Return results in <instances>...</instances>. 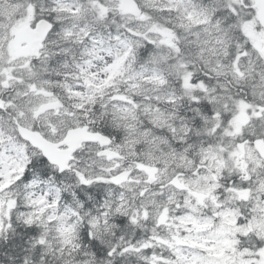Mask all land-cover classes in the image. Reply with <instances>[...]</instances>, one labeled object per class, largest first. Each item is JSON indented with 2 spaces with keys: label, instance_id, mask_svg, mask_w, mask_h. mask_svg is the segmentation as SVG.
Returning a JSON list of instances; mask_svg holds the SVG:
<instances>
[{
  "label": "snow or ice",
  "instance_id": "6c2138e0",
  "mask_svg": "<svg viewBox=\"0 0 264 264\" xmlns=\"http://www.w3.org/2000/svg\"><path fill=\"white\" fill-rule=\"evenodd\" d=\"M0 264H264V0H0Z\"/></svg>",
  "mask_w": 264,
  "mask_h": 264
}]
</instances>
